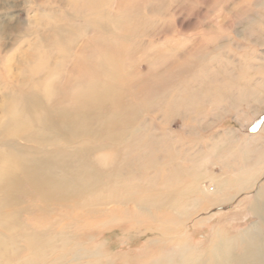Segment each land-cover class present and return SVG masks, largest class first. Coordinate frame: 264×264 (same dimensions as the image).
<instances>
[{
    "label": "rangeland",
    "instance_id": "rangeland-1",
    "mask_svg": "<svg viewBox=\"0 0 264 264\" xmlns=\"http://www.w3.org/2000/svg\"><path fill=\"white\" fill-rule=\"evenodd\" d=\"M39 1L0 0V73L9 69L12 72L8 80L0 76V105L5 102L2 94L5 89L18 90L15 77L18 62L25 63L34 46H43L50 40L51 37L46 39L51 34L50 28L65 22L61 18L64 12L59 9L62 5L67 8L65 0ZM156 2L155 7L160 8L156 16L151 17L141 9L145 18L150 17L143 20L141 34L129 37V42L127 38L120 41L125 45L154 43L146 53L159 50L167 56L165 67L162 62L153 69L149 64L155 66L161 60L150 57L153 64L151 59H144L145 55L136 52L137 46L126 49L134 51V55L123 54L121 65L125 72L139 60L133 71L136 83L131 85L136 86L137 93L146 92L149 99L143 101L140 95L127 109L126 119L129 123L135 121L124 136L129 149H121L123 154L129 152L128 160L122 159L125 163L122 182L136 188L138 194L140 187L151 181L158 183L160 192L168 185L179 186L184 190L182 194L173 190L160 199L163 206H168L169 200L173 210L177 208L175 201L182 211L177 215L178 211L164 207L154 214L150 209V215L158 214L159 220L150 221L142 212L138 218L142 223L127 220L122 225L108 222L106 214L81 218L82 224L78 225L90 226L87 234L91 232L92 243L103 254L100 260L103 264H157L163 256L174 260L176 253L185 252L199 256L196 263L205 262L209 249L222 240L237 256V247L246 241L240 236L262 225L251 207L257 201L264 208V173L259 177L264 171V0ZM112 3H107L105 10ZM67 15V22L72 23L70 14ZM44 22L48 27L38 30L35 25L42 26ZM90 36L82 31L72 39L80 46ZM115 38L113 35L110 43L119 42V37ZM172 47L176 49L174 52ZM170 63L173 67L169 71L177 75L174 79L138 81L150 71L153 76L164 68L166 71ZM203 68L204 73L200 71ZM2 123L4 117L0 113ZM4 153L0 150L4 157L0 159V169L9 161ZM100 163L105 165L107 160ZM208 188L214 191L208 192ZM263 242L262 237L264 245ZM86 262L83 258L79 260L80 264Z\"/></svg>",
    "mask_w": 264,
    "mask_h": 264
},
{
    "label": "bare ground",
    "instance_id": "bare-ground-1",
    "mask_svg": "<svg viewBox=\"0 0 264 264\" xmlns=\"http://www.w3.org/2000/svg\"><path fill=\"white\" fill-rule=\"evenodd\" d=\"M64 3L67 8L60 4L59 9L64 12L61 18H65V22L50 28L51 34L46 37H51L50 40L43 46H34V52L26 56L25 63L18 62L15 73L18 90L8 88L2 93L5 102L0 105L4 117L0 125V150L7 153L9 161L0 169V264H80L82 258L88 260L84 264H103L100 261L103 254L92 243L91 232L87 234L90 226L78 225L82 224L79 223L81 218L106 214L108 222L122 225L130 220L136 224L144 212L150 221L159 220L158 214L150 215V209L154 214L164 207L172 209L174 206L169 200L166 201L168 206H163L160 198L173 190L180 194L184 191L179 186L168 185L160 192L158 183L150 180L147 186L140 187L138 194L136 188L137 191L122 182L125 168L122 162L128 160L129 152L123 154L121 149L127 146L124 136L135 121L128 122L127 109L140 95L143 101L149 99L146 92L137 93L136 86L131 85L136 83L133 71L139 60H133L134 57L135 62L129 69L125 66L128 69L125 72L122 57L127 53L132 55L134 51L126 49L137 46L136 52L145 55L144 59H151L153 64V57L161 60L155 66L150 63L151 68L161 66L162 62L163 67L167 64L166 52L146 53L154 43H128L129 37L141 34L145 26L143 20L150 18H145L141 9L151 17L159 14L156 0H65ZM107 3L113 5L109 10H105ZM68 13L72 23L67 22ZM35 26L44 31L48 24ZM82 31L91 36L86 44L76 46L78 41L72 38ZM113 35L119 37V42L110 43ZM124 39L128 44L121 43ZM175 50L172 47L171 51ZM166 67L170 68L166 71L164 68L155 76L151 71L143 78L138 76L141 78L138 81L174 79L177 75L169 71L173 63ZM204 70L200 71L204 73ZM11 73L10 69L4 70L0 76L8 80ZM125 97L130 100L125 102ZM3 158L0 154V159ZM104 159L107 160L105 165L100 163ZM263 173L261 170L259 177ZM129 204L137 208H130ZM174 205L177 208L172 210L179 215L181 207L175 201ZM251 208L259 215L262 225L240 236L246 241L237 247V256L222 240L209 249L205 262L196 263L199 256L185 252L176 253L174 260L163 256L157 264H176L177 261L183 264H264V245L261 244L264 208L261 209L257 201ZM83 231L86 232L82 234Z\"/></svg>",
    "mask_w": 264,
    "mask_h": 264
}]
</instances>
